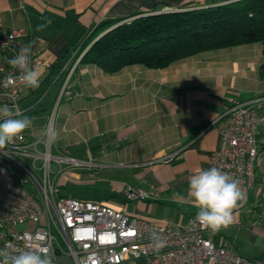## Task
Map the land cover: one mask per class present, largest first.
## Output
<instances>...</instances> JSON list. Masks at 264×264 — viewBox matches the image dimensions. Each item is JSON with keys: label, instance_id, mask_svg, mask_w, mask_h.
I'll list each match as a JSON object with an SVG mask.
<instances>
[{"label": "crops", "instance_id": "crops-1", "mask_svg": "<svg viewBox=\"0 0 264 264\" xmlns=\"http://www.w3.org/2000/svg\"><path fill=\"white\" fill-rule=\"evenodd\" d=\"M221 1L0 0V29L24 27L47 63L39 87L19 99L21 118L32 121L26 129L31 137L42 133L68 78L65 91L72 94L59 99L52 150L73 158L71 152L86 153L97 164L87 168L108 169L103 189L109 194L88 199L158 223L185 224L198 212L188 195L189 177L209 169V155L219 145L216 122L232 99L264 94V40L200 51L163 68L131 64L114 73L79 62L78 53L82 38L105 20ZM56 61L60 68L50 67ZM256 139L259 163L252 184L242 189L245 199L234 209L233 223L217 232L206 229L205 236L264 264V106ZM69 172L65 177L80 184L97 179L91 171ZM128 188L149 195L127 199Z\"/></svg>", "mask_w": 264, "mask_h": 264}, {"label": "built area", "instance_id": "built-area-1", "mask_svg": "<svg viewBox=\"0 0 264 264\" xmlns=\"http://www.w3.org/2000/svg\"><path fill=\"white\" fill-rule=\"evenodd\" d=\"M28 36L24 27L0 29V101L18 113L15 118L25 112L19 99L29 87L9 61L30 45L29 66L39 72L47 67L44 58L34 52ZM9 77L12 83H8ZM67 80L42 133L31 137L25 130L0 150V250L47 249L56 264L59 257H69L73 264H122L140 258L148 264H261L231 247L215 245L205 236L206 229L196 222L197 212L185 224L158 223L98 200L62 194L57 174L66 176L73 167L97 165L91 159L53 154V140L44 135L49 125L54 126L60 97L64 92L72 94L65 91ZM263 106L264 94L232 99L216 122L219 145L209 155V168L228 173L241 189L252 184L259 163L256 130L262 121ZM148 195L141 189L125 190L127 199ZM23 223L31 227L17 229ZM153 233L166 242L163 247L154 246Z\"/></svg>", "mask_w": 264, "mask_h": 264}, {"label": "trees", "instance_id": "trees-1", "mask_svg": "<svg viewBox=\"0 0 264 264\" xmlns=\"http://www.w3.org/2000/svg\"><path fill=\"white\" fill-rule=\"evenodd\" d=\"M261 40L264 0H222L105 20L84 38L78 55L82 53L79 62L114 73L131 64L163 68L200 51ZM51 66L60 68L57 61Z\"/></svg>", "mask_w": 264, "mask_h": 264}, {"label": "clouds", "instance_id": "clouds-1", "mask_svg": "<svg viewBox=\"0 0 264 264\" xmlns=\"http://www.w3.org/2000/svg\"><path fill=\"white\" fill-rule=\"evenodd\" d=\"M30 51V45L21 48L20 53L9 63L13 68L19 69V79L27 87L37 88L41 74L38 69L29 66ZM8 83H12V77L8 78ZM17 115L6 105L0 108V150L21 136L32 124L30 118H15ZM44 135L54 140L57 135L55 127L49 125ZM188 183V195L198 209L195 220L202 228L217 232L233 223V211L245 199V193L236 180L228 173L212 167L199 170L189 177ZM151 239L156 248H161L166 243L155 233ZM0 264H53V258L47 249L0 250Z\"/></svg>", "mask_w": 264, "mask_h": 264}, {"label": "rangeland", "instance_id": "rangeland-1", "mask_svg": "<svg viewBox=\"0 0 264 264\" xmlns=\"http://www.w3.org/2000/svg\"><path fill=\"white\" fill-rule=\"evenodd\" d=\"M84 39V37L82 38V40ZM81 40V42H82ZM8 106L6 103L4 102H0V108H3L4 106ZM9 107V106H8ZM10 109H12L11 107H9ZM13 110V109H12ZM44 128V127H43ZM55 140V139H54ZM53 154H56L57 151L56 149L52 150ZM71 155H74V157H76L77 159H81V160H86L89 157L87 156L86 153H80L77 154L75 152H71ZM63 166H66L65 164H63ZM52 167L56 168L55 163H52ZM81 171H91V173H93L95 176H97V179L93 182H88V183H84V184H80L79 182L76 181H72L69 178L60 175L59 176V181L61 186V191L67 195H76L77 197H87V198H92V197H105L106 195L109 194L108 190H104V178L107 177L106 175L109 174L108 169H104L103 167H90L87 168V166H78V167H73L70 169V174L72 176L78 175L81 173ZM63 181L65 182L64 188H62L63 185ZM96 200V199H94ZM101 201L103 203H105V200H98ZM27 227H31V224H19L17 226V229L21 230ZM59 263L60 264H73L71 258L69 257H59Z\"/></svg>", "mask_w": 264, "mask_h": 264}]
</instances>
